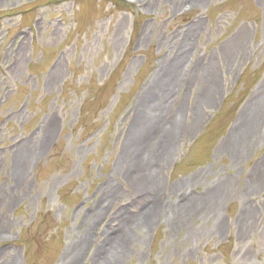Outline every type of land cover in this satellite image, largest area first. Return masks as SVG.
<instances>
[{
    "label": "rangeland",
    "instance_id": "rangeland-1",
    "mask_svg": "<svg viewBox=\"0 0 264 264\" xmlns=\"http://www.w3.org/2000/svg\"><path fill=\"white\" fill-rule=\"evenodd\" d=\"M97 254L264 264V0H0V264Z\"/></svg>",
    "mask_w": 264,
    "mask_h": 264
},
{
    "label": "bare ground",
    "instance_id": "bare-ground-1",
    "mask_svg": "<svg viewBox=\"0 0 264 264\" xmlns=\"http://www.w3.org/2000/svg\"><path fill=\"white\" fill-rule=\"evenodd\" d=\"M148 130H149V129H148ZM244 130H245V129L241 127V129L239 128V129L237 130V132L239 131V133L242 134ZM149 154H150V153H149ZM17 174L20 175V174H21V170H18V173H17ZM174 206H175V205H174ZM178 206H179V204H178ZM181 207H182L183 209L178 208V210H181V211L188 210V209H189V204L182 205ZM187 208H188V209H187ZM151 209H153V207H151ZM149 212H152V211L149 210ZM149 212H148V213H149ZM148 213H147V214H148ZM146 216H147V215H146ZM146 216H145V215H141V217H143V218H145L146 220H148L149 218H147ZM102 258H103V256H100V254H97V255L95 256V264H117L113 259L108 260V261H104ZM69 262H71V261H69ZM67 264H70V263H67Z\"/></svg>",
    "mask_w": 264,
    "mask_h": 264
}]
</instances>
